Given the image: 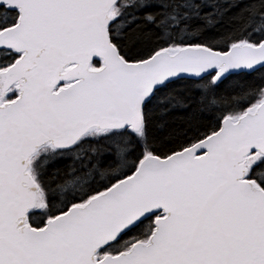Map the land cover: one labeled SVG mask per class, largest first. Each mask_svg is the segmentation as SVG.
<instances>
[{
  "label": "snow or ice",
  "instance_id": "snow-or-ice-1",
  "mask_svg": "<svg viewBox=\"0 0 264 264\" xmlns=\"http://www.w3.org/2000/svg\"><path fill=\"white\" fill-rule=\"evenodd\" d=\"M0 264H264V0H0Z\"/></svg>",
  "mask_w": 264,
  "mask_h": 264
}]
</instances>
